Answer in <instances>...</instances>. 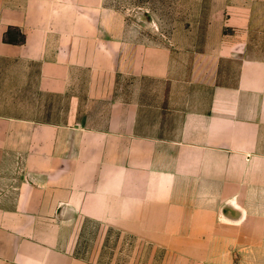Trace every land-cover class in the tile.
Listing matches in <instances>:
<instances>
[{
  "label": "crops",
  "instance_id": "0c3cea01",
  "mask_svg": "<svg viewBox=\"0 0 264 264\" xmlns=\"http://www.w3.org/2000/svg\"><path fill=\"white\" fill-rule=\"evenodd\" d=\"M202 2L205 40L181 63L111 26L106 0H0V100L32 83L107 105L86 124L0 112V264H96L76 253L91 219L190 244L245 226L264 260V0Z\"/></svg>",
  "mask_w": 264,
  "mask_h": 264
},
{
  "label": "rangeland",
  "instance_id": "374dc122",
  "mask_svg": "<svg viewBox=\"0 0 264 264\" xmlns=\"http://www.w3.org/2000/svg\"><path fill=\"white\" fill-rule=\"evenodd\" d=\"M204 6L202 0H106L103 7L104 11L110 12L111 26H121L126 36L133 38L136 35L145 44L171 47L174 59L182 63L186 53L181 49L198 50L205 40L208 21L204 15L208 13L202 10ZM11 32L9 39L22 40L19 32ZM121 82L122 87H129L128 90L125 88L128 92L135 84L140 85L144 98H153L152 101L155 98L149 96V92L163 94L165 90V85L145 79L136 82L127 77ZM30 86L32 91H26V100L1 99L0 112L15 113L16 118L67 122L74 111L79 122L86 124L96 123L107 107L106 102L88 100L82 90L79 99L71 101L69 95L39 94L32 83ZM170 230L173 234L169 237H142L104 226L102 221L80 220L76 253L96 264H264L262 245L247 243L245 226L224 228L222 234L217 230L216 235L207 237L208 243L200 244L186 243L185 229ZM150 239H170L172 242L152 243Z\"/></svg>",
  "mask_w": 264,
  "mask_h": 264
},
{
  "label": "trees",
  "instance_id": "16d2710c",
  "mask_svg": "<svg viewBox=\"0 0 264 264\" xmlns=\"http://www.w3.org/2000/svg\"><path fill=\"white\" fill-rule=\"evenodd\" d=\"M11 33L9 32L7 35H6V40L8 41V42H22L23 41V38H22V40H16V39H9V35H10Z\"/></svg>",
  "mask_w": 264,
  "mask_h": 264
}]
</instances>
